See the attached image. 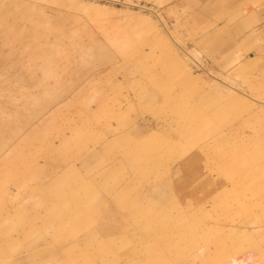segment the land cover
<instances>
[{
    "label": "rangeland",
    "instance_id": "obj_1",
    "mask_svg": "<svg viewBox=\"0 0 264 264\" xmlns=\"http://www.w3.org/2000/svg\"><path fill=\"white\" fill-rule=\"evenodd\" d=\"M168 2L0 0V264H264V0Z\"/></svg>",
    "mask_w": 264,
    "mask_h": 264
},
{
    "label": "crops",
    "instance_id": "obj_2",
    "mask_svg": "<svg viewBox=\"0 0 264 264\" xmlns=\"http://www.w3.org/2000/svg\"><path fill=\"white\" fill-rule=\"evenodd\" d=\"M148 2L157 3L163 0H146ZM165 1V0H164ZM167 1V0H166ZM168 4H175L176 0H169ZM186 2L198 5L199 9L206 14H212L216 18L222 19L229 15L237 7L238 0H184ZM177 4V2H176Z\"/></svg>",
    "mask_w": 264,
    "mask_h": 264
},
{
    "label": "bare ground",
    "instance_id": "obj_3",
    "mask_svg": "<svg viewBox=\"0 0 264 264\" xmlns=\"http://www.w3.org/2000/svg\"><path fill=\"white\" fill-rule=\"evenodd\" d=\"M234 170H236V169H234ZM234 173H235V172H234ZM248 174H249V173H248ZM227 185H228V184H227ZM226 187H227V186H226ZM211 188H212V187H211ZM226 189H227V188H226ZM219 190H220V189H219ZM228 190H229V189H228ZM255 190H256V189H255ZM192 191H193V190H192ZM224 191H225V190H224ZM225 192H226V191H225ZM229 192H230V191H229ZM255 192H256V191H255ZM250 193H251V192H250ZM252 193H253V192H252ZM223 195H224V194H223ZM225 195H226V194H225ZM250 195H251V194H250ZM230 196H231V195H230ZM263 196H264V195H263ZM263 196H262V197H263ZM262 197H261V198H262ZM227 198H228V197H227ZM227 198H226V199H227ZM259 198H260V197H259ZM198 200H199V199H198ZM228 200H229V199H228ZM246 200H247V199H246ZM250 200H251V199H250ZM230 201H232V200H230ZM244 201H245V200H244ZM248 201H249V200H248ZM218 202H219V201H218ZM218 202H216V203H218ZM232 202H233V201H232ZM246 202H247V201H246ZM246 202H245V204H246ZM207 203H208V202H207ZM218 204H219V203H218ZM6 205H7V204L5 203V206H6ZM193 206H194V205H193ZM210 206H211V205H210ZM218 206H219V205H218ZM230 206H231V205H230ZM204 207H205V206H204ZM215 207H216V206H215ZM246 207H247V205H246ZM241 208H242V207H241ZM193 209H194V208H193ZM213 209H214V208H213ZM215 209H216V208H215ZM218 210H219V209H218ZM246 210H247V209H246ZM213 211H214V210H213ZM241 211H242V210H241ZM2 213H3V212H2ZM220 213H221V212H220ZM220 213H219V214H220ZM219 214H218V216H219ZM239 214H240V213H239ZM191 217H192V216H191ZM195 218H196V217H195ZM261 218H262V217H261ZM230 220H231V219H230ZM263 220H264V219H263ZM263 220H262V221H263ZM198 222H200V220H199ZM233 222H234V221H233ZM262 223H263V222H262ZM263 224H264V223H263ZM196 225H198V224H196ZM206 225H207V224H206ZM259 225H260V224H259ZM219 226H220V224H219ZM209 227H210V226H209ZM221 227H222V225H221ZM223 228H224V227H223ZM228 228H229V227H228ZM230 228H231V227H230ZM221 230H222V229H221ZM221 230H220V231H221ZM237 248H239V247H237ZM237 248H236L235 250H237Z\"/></svg>",
    "mask_w": 264,
    "mask_h": 264
}]
</instances>
